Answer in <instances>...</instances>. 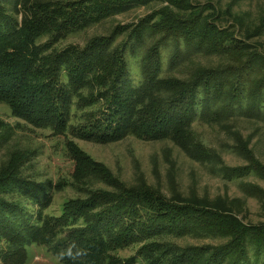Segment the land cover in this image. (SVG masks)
I'll list each match as a JSON object with an SVG mask.
<instances>
[{
	"label": "trees",
	"instance_id": "obj_1",
	"mask_svg": "<svg viewBox=\"0 0 264 264\" xmlns=\"http://www.w3.org/2000/svg\"><path fill=\"white\" fill-rule=\"evenodd\" d=\"M152 2L160 7L135 24L116 25L81 46H62ZM232 5L222 10L193 0H0V104L29 128L64 137L78 193L55 215L48 211L50 191L60 182L26 177L20 157L2 164L0 264H23L31 245L56 257L73 242L88 251L83 264H264V190L249 189L262 220L251 224L243 200L178 192L166 197L144 182L127 185L72 142L168 140L212 168L219 153L192 130L207 124L222 128L246 163L242 169L221 167L219 174L228 180L264 176L234 130L239 121L264 123V11L251 21ZM128 56L137 62L136 82L129 77ZM93 180L103 187H94ZM189 238L207 243L180 244ZM124 251L131 254L121 257Z\"/></svg>",
	"mask_w": 264,
	"mask_h": 264
},
{
	"label": "rangeland",
	"instance_id": "obj_2",
	"mask_svg": "<svg viewBox=\"0 0 264 264\" xmlns=\"http://www.w3.org/2000/svg\"><path fill=\"white\" fill-rule=\"evenodd\" d=\"M199 5L207 3L222 10L228 5L233 12L248 14L251 21L259 15L263 16L264 0H193ZM160 7L158 2H152L147 7L140 6L124 14L106 20L83 33L68 38L62 46L73 44L81 46L90 37L106 36L116 25L135 24L139 19L149 15ZM223 26L230 22L222 23ZM165 50L163 57L167 55ZM132 82L138 80L137 62L132 57H127ZM202 64L215 63L214 59H200ZM136 85V84H135ZM235 131L241 134L243 141L248 143L255 159L264 169V123L254 119L239 121L234 124ZM194 138L206 147L219 153L220 161H215L212 168L203 166L186 157L179 148L169 142L140 141L125 138L122 141L100 145L72 139V142L91 160L102 164L113 176L121 179L127 185L144 182L147 186L159 190L169 197L178 192L184 196L196 195L213 199L225 197L243 200L248 213L245 220L251 224L261 222L258 203L249 194V189L264 190V176L247 174L237 179L228 180L220 172L221 167L242 169L246 163L241 157L233 153L234 141L222 128L207 124L193 126ZM71 136L67 135V139ZM64 137L53 136L47 131L31 129L21 120L15 119L5 105L0 104V166L9 158L19 157L21 172L26 177L42 181L49 180L55 186L51 189V203L48 211L57 215L60 206L70 199L78 196L76 189L71 186L73 180V166L65 156ZM233 141V142H232ZM94 187H103L97 180H93ZM64 183V184H61ZM246 186H250L246 190ZM195 239L180 242L182 245H204ZM131 252L124 251L119 255L127 257ZM23 264H57V258L43 246L31 245L26 248V259ZM61 264V263H60Z\"/></svg>",
	"mask_w": 264,
	"mask_h": 264
},
{
	"label": "clouds",
	"instance_id": "obj_3",
	"mask_svg": "<svg viewBox=\"0 0 264 264\" xmlns=\"http://www.w3.org/2000/svg\"><path fill=\"white\" fill-rule=\"evenodd\" d=\"M88 251L84 248L79 247L75 242L67 245L65 248H62L56 254L57 264L64 260H69L72 264H83V260L87 257Z\"/></svg>",
	"mask_w": 264,
	"mask_h": 264
}]
</instances>
